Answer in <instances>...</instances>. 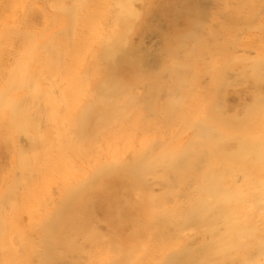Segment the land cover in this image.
Here are the masks:
<instances>
[{
  "label": "bare ground",
  "instance_id": "6f19581e",
  "mask_svg": "<svg viewBox=\"0 0 264 264\" xmlns=\"http://www.w3.org/2000/svg\"><path fill=\"white\" fill-rule=\"evenodd\" d=\"M18 1L36 6L35 0ZM241 1L88 0L78 12L67 10L71 24L79 17L94 24L88 7L102 3V18L108 21L92 59L101 66L78 68L83 88L68 95L41 90L39 83L59 87L50 68L29 71L27 59L17 60L23 92L32 99L46 95L44 112L52 122L47 131L44 124L18 129L19 145L30 144V154L21 148L15 163L28 162L32 175L43 176L36 188L28 185L37 191L34 198L45 193L43 182L67 177L61 147L76 144L79 134L70 127L74 112L85 150L82 174H98L102 180L120 173L119 192L130 197L106 204L109 216H116L106 231L90 213L50 211L53 201L35 204L28 215L30 235L0 226V247L16 242L14 252L23 257L29 242H34L31 251H38L45 243L70 244L80 237L97 244L95 251L103 257L112 244L115 264H264V45L257 50L249 37L236 41L235 30L259 23L241 16V8L231 14L229 3ZM9 3L11 16L0 17V40L8 33L18 35L25 39V53L31 41L48 52L65 48L57 36L64 23L51 10L59 4H37L41 27L17 14L21 4ZM263 8L259 0L251 14ZM82 35L75 33V39ZM14 81L18 88L21 79ZM136 97L139 106L110 104ZM59 105L68 109L61 110L66 111L63 118ZM94 140L97 145L89 153ZM97 157L105 162L97 163ZM94 165L98 171L91 170ZM122 242H140L141 250ZM45 254L40 264L58 255L55 249ZM12 258L0 252V264H11Z\"/></svg>",
  "mask_w": 264,
  "mask_h": 264
},
{
  "label": "rangeland",
  "instance_id": "374dc122",
  "mask_svg": "<svg viewBox=\"0 0 264 264\" xmlns=\"http://www.w3.org/2000/svg\"><path fill=\"white\" fill-rule=\"evenodd\" d=\"M52 1L59 4L58 8L51 9L56 13L55 19L58 18L60 25L64 23L57 29V36L65 46L64 49L54 50L55 53L48 52L39 47L36 49V43L31 41V44L26 47L30 52L25 53V39L19 38L18 35L8 33L5 39L0 40V226L17 229L27 237L30 235L27 228L28 215L30 210L35 208V204H40L42 207L53 201V204L49 206L50 211L67 210L74 213L75 216H79L81 212L90 213L99 218L97 223L103 228L102 231H106L109 224L116 218L115 215L114 218L109 216L111 213H109L107 205H111L114 201L122 202L123 198L130 197L127 191L122 194L119 192L123 185L122 183H124L120 173L102 180H100L98 174H95L92 178H86L82 174L81 165L85 154L82 138H79L82 136V128L81 124L73 121L74 113L77 117V112H74V110L82 109V107L73 109L72 112L74 113L71 115L72 126L70 127L77 129L79 134L78 137L74 138L76 144H66L61 147L62 167L66 168L67 177L43 182L45 193H41L40 200L34 198L37 191L29 188L28 185H34L36 188V185L42 181L43 176L36 177L32 175V167L28 162L15 163L16 153L21 148L25 149L28 155L30 154V144L19 145L20 133L18 129L22 125H26L29 130H33L35 127H41L44 124L43 129L47 131L45 126L52 123L50 119H47L44 112L47 106L45 103L46 95H38L32 99L30 94L23 92L26 84L23 81L22 74L18 72L17 60L22 59V57H24V60L27 59L29 71L40 70L42 67L50 68L51 72L56 74L60 81L57 82L59 87L56 88L39 83L41 90L48 88L49 93L54 90H61L60 96L68 95L73 89L80 90L83 88L85 78L81 71L77 70L78 68L86 65L89 68L95 65L97 67L101 66L93 63L92 59L94 51L99 48L98 38L101 31L103 28L107 31L108 28V21L102 18V3L99 6L92 5V7H88L96 23L93 24V22L79 17L71 24L66 18L67 10L74 9L77 11L79 4L83 7L88 4V0H79V2L75 0H35V7L28 4L25 5V1L13 0L14 3L18 2L21 4V6H16L18 15L23 14L27 22H30L33 26L41 24V27L43 22L42 18L38 16L37 4L42 3V6L51 8L48 2ZM258 1L252 0L250 3L249 0H242L241 2L229 3L228 6V9L232 12L231 14L238 13L241 8V16L256 17L257 21H259L257 28L249 27L234 31L237 37L236 41L243 42L246 37H249L253 41L251 45H255L257 50H259L261 45H264V39H262V35H264V8L258 10L255 14H251V10ZM73 2L78 4H72ZM211 6L214 7V5ZM97 10L100 12L97 13ZM11 11L9 0H0V17L2 15L11 16ZM63 17L66 19L65 21ZM77 32H81L83 37L75 39V33L77 34ZM39 37H43V35L40 33ZM84 40L85 43H83ZM30 46L32 48H29ZM127 71H130V68ZM65 75L68 77L66 85L64 84ZM99 75L102 76L100 73ZM14 78L21 79L18 88H15ZM18 92H21V95L17 94ZM94 99L97 98L94 97ZM137 99L136 97L131 100H110V104H133L139 106L142 102ZM97 105L98 102L94 100L92 107L95 108ZM56 108L60 110L58 111L60 118H63L62 114L66 111L61 110L68 109L64 105L56 106ZM96 145L97 143L94 140L88 152L91 153V151L95 150ZM96 162L103 164L105 160L97 157ZM95 167V165L92 166L91 170L98 171L95 170ZM48 171L57 173L52 168L48 169ZM73 176H77L76 180H72ZM102 187L103 190L100 191ZM120 218L125 217L122 216ZM2 239L3 237L0 235V241ZM122 243L141 250L142 245H140V242ZM122 243L120 244L123 245ZM16 245V242H4L3 247H0V252H6L7 257H13L11 264H40V261L49 255H43V252L47 249H55L58 253L50 264H115L117 259V254L112 249V244L108 247V255L103 257L95 251L97 244L83 242L80 237L76 242L70 244L56 242V245L53 246L45 243L38 247V251H31L34 242H29L28 247L25 249L26 255H23L21 251L23 257L17 256V253L14 252ZM75 247V251L65 253V249L70 250ZM106 257H110V259L105 261L104 258ZM124 264L128 263L125 262Z\"/></svg>",
  "mask_w": 264,
  "mask_h": 264
}]
</instances>
